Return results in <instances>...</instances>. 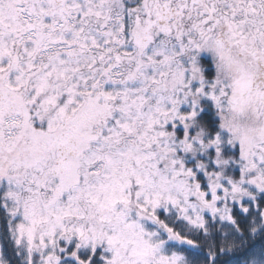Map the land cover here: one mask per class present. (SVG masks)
Listing matches in <instances>:
<instances>
[{"label":"snow or ice","instance_id":"snow-or-ice-1","mask_svg":"<svg viewBox=\"0 0 264 264\" xmlns=\"http://www.w3.org/2000/svg\"><path fill=\"white\" fill-rule=\"evenodd\" d=\"M0 264H264V0H0Z\"/></svg>","mask_w":264,"mask_h":264}]
</instances>
